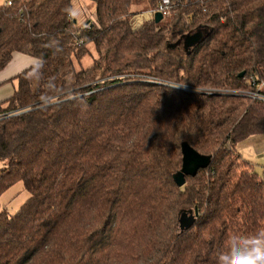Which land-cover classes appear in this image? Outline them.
I'll return each mask as SVG.
<instances>
[{
    "label": "trees",
    "instance_id": "16d2710c",
    "mask_svg": "<svg viewBox=\"0 0 264 264\" xmlns=\"http://www.w3.org/2000/svg\"><path fill=\"white\" fill-rule=\"evenodd\" d=\"M11 1L0 72L37 63L0 103V201L30 195L0 203V264H215L264 229V175L238 150L264 137V102L240 94L264 95V0H171L139 28L162 0H89L84 25L74 0ZM184 147L209 160L180 187Z\"/></svg>",
    "mask_w": 264,
    "mask_h": 264
},
{
    "label": "rangeland",
    "instance_id": "374dc122",
    "mask_svg": "<svg viewBox=\"0 0 264 264\" xmlns=\"http://www.w3.org/2000/svg\"><path fill=\"white\" fill-rule=\"evenodd\" d=\"M9 0H0V6L5 5ZM73 11L72 16L74 21L78 25L88 24L90 19L94 18L95 15V4L89 0H74L73 2ZM135 11L141 10L145 11L148 9V6L144 2H136L134 5ZM93 62L92 57L88 56L84 59L81 65L77 66L76 69H85L89 67ZM153 83V82H152ZM238 150L245 160L252 162L258 174L260 176L264 175V152H259L261 149H254L253 145L242 144L238 147ZM30 199V195L27 191L24 190L22 183L17 184L12 189H10L6 194L1 198V205L6 206L10 216H14L18 210Z\"/></svg>",
    "mask_w": 264,
    "mask_h": 264
},
{
    "label": "clouds",
    "instance_id": "9594fccd",
    "mask_svg": "<svg viewBox=\"0 0 264 264\" xmlns=\"http://www.w3.org/2000/svg\"><path fill=\"white\" fill-rule=\"evenodd\" d=\"M215 264H264V229L249 235L234 234L228 249L216 254Z\"/></svg>",
    "mask_w": 264,
    "mask_h": 264
},
{
    "label": "crops",
    "instance_id": "0c3cea01",
    "mask_svg": "<svg viewBox=\"0 0 264 264\" xmlns=\"http://www.w3.org/2000/svg\"><path fill=\"white\" fill-rule=\"evenodd\" d=\"M151 18L147 12L140 14L135 18L134 27L139 28L146 21H149ZM37 61L34 58L23 54H15L11 63L7 68L0 72V103L9 99L15 91V83L11 82L18 74L23 71L35 66ZM253 145L254 149H261L259 152H264V137H253L245 144Z\"/></svg>",
    "mask_w": 264,
    "mask_h": 264
},
{
    "label": "water",
    "instance_id": "95a60500",
    "mask_svg": "<svg viewBox=\"0 0 264 264\" xmlns=\"http://www.w3.org/2000/svg\"><path fill=\"white\" fill-rule=\"evenodd\" d=\"M156 23H159L163 20V15L161 13H157L153 19ZM76 22V21H75ZM202 40V35L197 33L191 37H188L186 40V48L193 47L197 45ZM244 76V73L240 75ZM208 158L202 157L198 155L193 150L188 147H184V165L182 169V174L177 177V183L181 187L184 184V176L187 174H194L196 170L200 167H204L208 163Z\"/></svg>",
    "mask_w": 264,
    "mask_h": 264
},
{
    "label": "built area",
    "instance_id": "2783aa9c",
    "mask_svg": "<svg viewBox=\"0 0 264 264\" xmlns=\"http://www.w3.org/2000/svg\"><path fill=\"white\" fill-rule=\"evenodd\" d=\"M11 4H12V1L9 0V1L6 2L5 5H11ZM171 9H172L171 0H162V2L158 5V7L155 10H152V11L148 12V14H149V16L151 18L150 20L154 19V16L157 13H161L163 15V17L169 16L170 13H171ZM136 17L133 18V23H132L133 26H134V22L136 21L135 20ZM150 81L155 83V84H161L160 81L155 80V79H151ZM262 87H263V85L259 86L256 91L240 93V94H244V95L250 97L253 100L264 102V95L260 92ZM187 90H190V89H187ZM190 91L191 92L204 93V94L213 92V91H210V90H203V89H198V91H197V89H193V90H190ZM18 113L19 112L14 113V115L18 114Z\"/></svg>",
    "mask_w": 264,
    "mask_h": 264
}]
</instances>
